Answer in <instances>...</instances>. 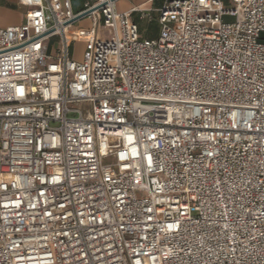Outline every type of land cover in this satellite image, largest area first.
Returning <instances> with one entry per match:
<instances>
[{
  "label": "built area",
  "instance_id": "1",
  "mask_svg": "<svg viewBox=\"0 0 264 264\" xmlns=\"http://www.w3.org/2000/svg\"><path fill=\"white\" fill-rule=\"evenodd\" d=\"M230 1L165 0L148 38L141 5L19 0L0 27V264H264V0Z\"/></svg>",
  "mask_w": 264,
  "mask_h": 264
},
{
  "label": "crops",
  "instance_id": "2",
  "mask_svg": "<svg viewBox=\"0 0 264 264\" xmlns=\"http://www.w3.org/2000/svg\"><path fill=\"white\" fill-rule=\"evenodd\" d=\"M85 0H73V8L76 12L83 8ZM165 0H134L122 9H128L134 5H141L142 8L151 10V14L157 16L156 9L160 8ZM27 7L20 4L19 0H0V27L20 25L25 20ZM135 21L143 20L140 13H134Z\"/></svg>",
  "mask_w": 264,
  "mask_h": 264
},
{
  "label": "rangeland",
  "instance_id": "3",
  "mask_svg": "<svg viewBox=\"0 0 264 264\" xmlns=\"http://www.w3.org/2000/svg\"><path fill=\"white\" fill-rule=\"evenodd\" d=\"M134 0H119V5L121 8L126 7V5L130 2H132ZM223 5L224 6H230L231 5V1L230 0H223ZM152 17L154 19H150V18H144L143 20H138L139 21V26H140V30L141 33L144 37H148V38H154L157 37L159 35L160 32V26L157 22L156 19V15L152 14ZM79 27L81 28V31L83 34H81V36L77 39V41L74 43L72 52H74V57H76L77 59H81L84 53V41H85V33H87L90 29V27L92 26V20L88 17H85L83 19H80L78 22ZM172 25L176 26L177 28H179L180 30H182L183 26L182 24H177V23H173ZM107 37H110V35L108 33H106ZM56 41L57 38H51L49 40V48L50 49H54L56 46Z\"/></svg>",
  "mask_w": 264,
  "mask_h": 264
}]
</instances>
